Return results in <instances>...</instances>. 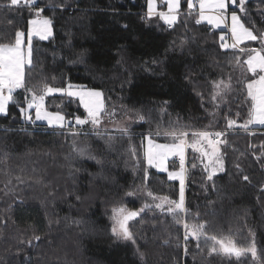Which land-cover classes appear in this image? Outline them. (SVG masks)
I'll use <instances>...</instances> for the list:
<instances>
[{
  "label": "trees",
  "instance_id": "1",
  "mask_svg": "<svg viewBox=\"0 0 264 264\" xmlns=\"http://www.w3.org/2000/svg\"><path fill=\"white\" fill-rule=\"evenodd\" d=\"M37 3L44 9L41 16L52 21L53 36L33 42L26 86L39 94L45 83L99 90L105 112L129 116L133 124L129 134H115L86 125L49 129L25 123L20 107L27 92L22 88L15 94L18 100L8 106L7 115H0V264H239L234 256L209 255L192 238L185 254L182 225L153 205L145 207L152 203L148 192L178 199L179 189L177 182L145 164L143 140L150 136L171 142L168 132L222 129L225 115L246 120L250 104L240 73L246 55L222 50L221 32L197 24L187 0H181L177 23L170 28L157 16L148 18L146 0ZM9 5L10 0H0V43H14L16 31L26 33L28 21L36 18L23 4ZM244 8L234 10L245 27L258 36L264 33V0H246ZM245 46L264 48L260 40ZM218 78H231L223 106L212 101ZM45 107L72 124L84 116L78 101L65 96L47 97ZM250 131L254 133H226L224 171L212 180L198 154L186 150V218L207 221L209 233L231 235L241 245L250 241L252 230L264 246V128ZM74 140L88 145L96 159L72 152ZM169 167L178 168L179 160H171ZM27 176H39L41 183L17 180ZM114 206L144 208L129 221L135 244L112 237ZM251 259L250 253L240 258L258 264Z\"/></svg>",
  "mask_w": 264,
  "mask_h": 264
},
{
  "label": "snow or ice",
  "instance_id": "2",
  "mask_svg": "<svg viewBox=\"0 0 264 264\" xmlns=\"http://www.w3.org/2000/svg\"><path fill=\"white\" fill-rule=\"evenodd\" d=\"M167 6V11L160 10L156 4V0H148V18L151 19L153 15H158L169 27L173 26L179 17L181 11V0H164ZM199 3V19L196 23H201L202 20H207L208 23L213 24L215 27L220 28L226 26L225 13L228 10V5H233V11L231 14V27L230 32L232 35L233 43L231 47L236 49L237 46L243 43L245 40L257 41L260 40L264 44V33L260 35L254 34L253 30L245 27L241 17H239L234 10L235 7H240L241 11H245V0H198ZM23 4L29 7L31 11H34L35 17L28 21L27 32L23 30H17L15 33L14 43H0V114H8V106L14 100V92L17 89L24 88L31 96L30 99L26 97V107H20L21 117L29 122H32V112L35 110L36 121H46L47 124L52 127L60 128H73L74 126L69 122L65 123V116L60 113H52L45 109L44 101L45 97L54 93L66 94L69 97H79L80 103L83 105L85 111L88 113L87 118H75V125L83 126L91 123L94 127L100 124V112L103 109L101 103L102 93L99 91H72V85L69 84L68 89L57 88L47 85L45 83L42 94L34 91L33 88L26 86L25 74L26 65L30 68L33 65V37H38L39 40H47L52 35V21L47 18H43L41 13L44 11L41 8L37 0H10V7H18ZM62 6V5H60ZM187 6L191 11L195 5L194 0H187ZM212 10L214 15H205V10ZM127 27V26H125ZM221 41L224 40V36L221 35ZM221 49L229 47L227 43H221ZM244 51V49H240ZM239 61V57H236ZM154 65H159L162 61L153 60ZM247 65V71L254 77L250 82L246 83L247 98L251 101L249 118L240 125H237L236 120L227 119V128L232 129L234 126H238L247 129L249 125L256 124L264 126V48L256 49L251 48L249 50L248 58L244 61ZM146 70L152 72L153 69L147 68ZM230 84L223 80L213 82V100L220 97L223 92L229 89ZM167 103V102H165ZM144 116H140V119H144ZM159 134V133H157ZM73 136L78 135V131L72 132ZM166 135L173 136L174 142L157 144L152 139H148L146 151L144 153L147 164L149 167H154L157 171H168L166 168V161L170 157L179 158V170L168 171L169 180L179 181V199H172L167 195L157 197L153 193L147 194L152 197L153 201L159 200V203H155V207L161 211H166L172 216L177 224H181L184 229V251L188 252L187 241L191 237L198 242L197 247H200L199 241L203 237L205 243L211 241L209 247V255L211 254H223L229 257H236L239 264H244L240 258L251 254L253 261H258V264H264V246H260L257 243L255 233L249 230L250 241H246L241 245L238 241L234 240L231 235H216L207 231V221L203 223H190L186 218L189 215V210L185 206V149L191 147L194 152H199L202 159L201 163L204 164V170L207 172V179L212 180L213 176L217 172L224 171L223 159L220 155V145L227 143L226 139H222L226 136V132L215 131L209 132L207 130L193 131L191 141L187 140L189 133L187 131H172L166 133ZM178 141V142H177ZM206 141L207 147L202 142ZM88 145L81 146L77 141H73L71 145L72 152L77 153L80 156L87 155L90 159H96L94 155L88 150ZM70 159V157H69ZM195 167V165H193ZM80 169H75L79 171ZM148 173L145 171V179H147ZM245 181L249 179L247 175L243 177ZM20 183H24L25 180L33 183H41L39 176H27L17 177ZM47 186V185H45ZM133 192H128L127 195H133ZM79 199V196L77 197ZM145 207H151L146 204ZM144 208L139 211H128L123 206H114L112 208L111 219L113 221L111 228V235L117 241L136 243L135 235L131 231L129 221L134 220L140 215ZM198 215V214H197ZM79 223V222H77ZM35 241H40L39 235L32 237ZM168 241H165L167 243ZM31 247L37 245H32ZM259 248V253H258ZM137 253L144 259V253L137 248ZM19 254V253H18ZM29 257H26L28 259Z\"/></svg>",
  "mask_w": 264,
  "mask_h": 264
},
{
  "label": "rangeland",
  "instance_id": "3",
  "mask_svg": "<svg viewBox=\"0 0 264 264\" xmlns=\"http://www.w3.org/2000/svg\"><path fill=\"white\" fill-rule=\"evenodd\" d=\"M246 1V0H245ZM156 4H157V6L159 7V9L160 10H163V11H167V6H166V4L164 3V0H156ZM194 5H195V7L190 11V12H193V13H196V15H193V16H196L197 17V19H199V16H200V12H199V3H197V2H195V0H194ZM187 8H188V6H187ZM229 8H233V5L231 4V3H229V5H228V10H227V12L225 13V24H226V26H221L220 28H217V27H215L213 24H210V23H208V21L207 20H202L201 21V23L202 24H206L208 27H210L211 29H213L214 31H219V32H221V34H220V36H219V44L221 45V43H227L228 45H229V47L228 48H226V49H222V50H233L232 52L233 53H235V52H237V51H240V49H244V51H240L241 52V55H246L245 56V59H244V61L248 58V54H249V50L251 49V48H249L248 46H245V45H248V44H250L251 42H255V41H250V40H245L243 43H241V44H239L238 46H237V48L236 49H233L232 47H231V45H232V43H233V39H232V35H231V32H230V27H231V14H232V12H230L229 11ZM188 11H189V9H188ZM146 12H147V14H148V0H146ZM215 14V12L214 11H212V10H208V9H206L205 10V15L207 16V15H214ZM238 15V14H237ZM153 16H158V15H153ZM159 17V16H158ZM48 19V18H47ZM161 20V19H160ZM162 21V23L164 24V25H167L163 20H161ZM177 23V22H176ZM167 26H169V25H167ZM51 27H52V25H51ZM27 32V31H26ZM221 35H223L224 36V40L223 41H221V39H220V37H221ZM52 36H53V29H52V35L51 36H49L48 37V39L47 40H43V41H49L51 38H52ZM35 39L36 40H39V38L38 37H33V42L35 41ZM39 41H41V40H39ZM43 41H41V42H43ZM221 48V47H220ZM238 48H240V49H238ZM238 49V50H237ZM256 49H261V48H256ZM234 50H237V51H234ZM239 52V53H240ZM244 61H243V64H244V66H243V68H242V71L243 72H240L241 73V79H243V85H244V89H245V92H246V94H247V89H246V83H248V82H250V80L251 79H253L254 77L252 76V74L250 73V72H248L247 71V65L244 63ZM26 67H28L27 65H26ZM235 75H233V77H234ZM221 80H223L224 82H227V83H229L230 84V87H229V89H231V82H230V80H231V78L230 79H226V78H218L217 79V81H221ZM217 81H215V82H217ZM68 86L69 85H67V86H65L64 88L65 89H68ZM73 87H72V91H99V90H93V89H88V88H86V87H84V86H80V85H72ZM213 88V87H212ZM22 90V88H20V89H17V90H15V92H14V100H13V102H16L17 100H18V97L19 96H16L15 97V94L16 93H18L19 91H21ZM228 90V89H227ZM226 90V91H227ZM226 91L225 92H223L222 94H221V96L220 97H217L216 98V100H213V97H212V101H213V103H215V105L216 106H223V105H225V103H226V100L224 99V94L226 93ZM99 92H101V91H99ZM212 92H213V90H212ZM42 93H43V91H42ZM42 93H40V94H42ZM102 93V92H101ZM52 96H65V97H68V98H70V99H72V100H75V101H78V103L81 105V107H82V109H83V111H84V116L83 117H81V118H87L88 117V113L85 111V109H84V107H83V105L80 103V99H79V97H69V96H67L66 94H61V93H54V94H51V95H48V96H46L45 97V99L47 98V97H52ZM28 99H30L31 98V96H30V94L27 92V96H26ZM246 97H247V95H246ZM100 100H101V103L103 104V109H102V111L100 112V124L98 125V126H96V127H94L91 123H88V124H86V127H88L90 130H94V131H96V132H105V133H115V134H129V132H130V127H132V124H133V119L131 118V117H129V116H125V115H123V116H117V113H115V112H113V111H111V112H105V103H104V99H103V93H102V96H101V98H100ZM248 101H249V104H251V101L248 99ZM12 102V103H13ZM11 104V103H10ZM9 104V105H10ZM44 106H45V101H44ZM24 107H26V100L24 101ZM45 109H46V107H45ZM47 111H49L48 109H46ZM31 112H32V118H33V120H32V122H29V121H27L26 119H24V118H22L21 117V120L23 121V122H25V123H30V124H38V125H43V126H46L47 128H49V129H64V128H60V127H55V126H52V127H50L48 124H47V122L46 121H36L35 120V110L33 109V110H31ZM49 112H51V111H49ZM249 112H250V106H249V111H248V117H247V119L249 118ZM52 113H54V112H52ZM61 115H63L62 113H60ZM0 115H4V114H0ZM64 116V115H63ZM231 119H234V120H236V122H237V125H240V124H243L246 120H242V121H238L237 119H239V116L238 117H230ZM227 119H228V116L227 115H225V116H223V120H225V121H227ZM71 123L72 124V122L71 121H69V120H67L66 119V117H65V123ZM226 124V125H225ZM225 124L223 125V127H222V129H218V130H207V131H209V132H215V131H221V130H223V131H225L226 133H238V134H252V133H254L253 131H250L249 129L250 128H259V127H263L264 128V126H262V125H256V124H252V125H249L248 126V128L247 129H244V128H241V127H238V126H234L232 129H228L227 128V122H225ZM72 125H74V126H76V127H84L85 125H83V126H79V125H75V121L73 122V124ZM65 128H67V127H65ZM193 132V131H192ZM188 133H190V132H188ZM170 136V135H169ZM147 138H150V139H152L150 136H145L144 137V142H143V155H144V153H145V151H146V148H147V144H148V139ZM169 139L171 140V142H161V141H157L156 139H152L153 140V142L154 143H157V144H163V143H172V142H174V137L173 136H170L169 137ZM193 139V137L191 136V133L188 135V137H187V140L188 141H191ZM222 139H225L224 137L222 138ZM227 141V140H226ZM178 142V141H177ZM203 144H204V146L205 147H207V143H206V141H204V142H202ZM220 155H221V157H222V159H223V155H222V150L224 149V143H222L220 146ZM190 150V151H193L192 150V148L191 147H186V149H185V153H186V150ZM194 152V151H193ZM197 154H198V157H199V161H200V164L202 165V167H203V169H204V164L203 163H201V159H202V157H201V155H200V153L199 152H196ZM173 159H178L179 160V158L178 157H170L167 161H166V168L168 169V171H173V170H179V167L178 168H170L169 167V162L171 161V160H173ZM144 160H145V164L148 166V164H147V161H146V158H145V155H144ZM223 165H224V161H223ZM149 167V166H148ZM150 168H153L154 170H156L157 171V169L156 168H154V167H150ZM168 171H158L159 173H164V174H166L167 175V177H168ZM223 172H217L213 177H215V176H218V175H220V174H222ZM171 181H175V182H177L178 183V189L180 190V186H179V181L178 180H171ZM179 199V198H178ZM155 203H159V200H156V201H153V199H152V203H150L149 205H153L154 207H155ZM156 208V207H155ZM158 209V208H157ZM160 210V209H159ZM166 212V211H165ZM167 213V212H166ZM112 216V213H111V215H110V217ZM112 224H113V221H112V219H111V228H112ZM183 227V226H182ZM110 228V229H111ZM184 230V229H183ZM111 232V231H110ZM189 239H191V237L189 238ZM196 241V240H195ZM196 243H198L197 241H196ZM211 241H208L207 243H205V240H204V238L202 237L201 238V240L199 241V244L200 245H204V250L205 251H207L208 253H209V247H210V245H211ZM219 255H222V254H219ZM250 257H251V254H250ZM252 258V257H251ZM252 261H253V259H251Z\"/></svg>",
  "mask_w": 264,
  "mask_h": 264
},
{
  "label": "crops",
  "instance_id": "4",
  "mask_svg": "<svg viewBox=\"0 0 264 264\" xmlns=\"http://www.w3.org/2000/svg\"><path fill=\"white\" fill-rule=\"evenodd\" d=\"M146 15L148 16V14L146 13ZM158 17V16H157ZM159 18V17H158ZM160 19V18H159ZM161 21V20H160ZM162 22V21H161ZM163 24V23H162ZM199 24H202V23H199ZM164 25V24H163ZM204 25H206V24H204ZM166 28H170L169 26H167V25H164ZM207 26V25H206ZM213 30V29H212ZM214 31V30H213ZM238 49H240V48H238ZM237 49V50H238ZM233 51V50H232ZM259 128H263V127H259ZM254 128H250L249 130H253Z\"/></svg>",
  "mask_w": 264,
  "mask_h": 264
},
{
  "label": "built area",
  "instance_id": "5",
  "mask_svg": "<svg viewBox=\"0 0 264 264\" xmlns=\"http://www.w3.org/2000/svg\"><path fill=\"white\" fill-rule=\"evenodd\" d=\"M195 2H197V3H198V0H195Z\"/></svg>",
  "mask_w": 264,
  "mask_h": 264
},
{
  "label": "water",
  "instance_id": "6",
  "mask_svg": "<svg viewBox=\"0 0 264 264\" xmlns=\"http://www.w3.org/2000/svg\"><path fill=\"white\" fill-rule=\"evenodd\" d=\"M136 219V218H135Z\"/></svg>",
  "mask_w": 264,
  "mask_h": 264
}]
</instances>
